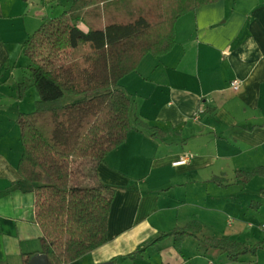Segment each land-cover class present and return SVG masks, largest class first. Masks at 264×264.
Returning a JSON list of instances; mask_svg holds the SVG:
<instances>
[{"label":"crops","instance_id":"1","mask_svg":"<svg viewBox=\"0 0 264 264\" xmlns=\"http://www.w3.org/2000/svg\"><path fill=\"white\" fill-rule=\"evenodd\" d=\"M73 1L0 0V264H24V254L42 251L35 191L18 172V118L39 94L31 87L19 99L17 84L31 74L25 40ZM175 31L170 52L147 54L120 80L132 95L133 129L98 167V181L116 190L108 241L71 264H264V196L256 193L264 176L237 181L239 171L264 166V0L205 4L180 17ZM193 222L203 233L180 247L169 236L127 257ZM223 236L262 247L232 261L203 242Z\"/></svg>","mask_w":264,"mask_h":264},{"label":"trees","instance_id":"2","mask_svg":"<svg viewBox=\"0 0 264 264\" xmlns=\"http://www.w3.org/2000/svg\"><path fill=\"white\" fill-rule=\"evenodd\" d=\"M216 1L74 0L59 16L44 18L25 40L31 74L17 84V95L23 99L35 87L39 100L35 110L18 118L23 144L18 172L34 188L43 237L42 251L24 254V264L37 254H45L49 264H71L108 241L116 190L98 181V167L133 129L132 95L120 80L136 71L147 54L172 50L180 17ZM139 123L153 137H163L159 128ZM256 175L264 176V166L239 171L237 181L247 183ZM203 230L199 222L177 227L127 257L135 260L169 236L180 247ZM203 242L232 261L256 255L262 247L228 236L204 237Z\"/></svg>","mask_w":264,"mask_h":264},{"label":"water","instance_id":"3","mask_svg":"<svg viewBox=\"0 0 264 264\" xmlns=\"http://www.w3.org/2000/svg\"><path fill=\"white\" fill-rule=\"evenodd\" d=\"M28 264H49V262L45 254H37L31 258ZM101 264H114V262L109 261V262H104Z\"/></svg>","mask_w":264,"mask_h":264},{"label":"rangeland","instance_id":"4","mask_svg":"<svg viewBox=\"0 0 264 264\" xmlns=\"http://www.w3.org/2000/svg\"><path fill=\"white\" fill-rule=\"evenodd\" d=\"M68 98H70V97H69V96H66V97H65V99H68ZM23 109H24L23 112H31V111H33L35 108H33V107L30 108V106H25ZM89 183H93V181H90ZM256 193H258V194H260V195L262 196L261 192H258V191H257ZM255 203H256V202H255ZM252 204H254V202H253ZM258 252H259V251H258ZM257 254H258V253H257ZM257 254H256V255H257ZM246 255H247V254H246ZM256 255H255V256H256ZM262 258H263V256H262Z\"/></svg>","mask_w":264,"mask_h":264},{"label":"built area","instance_id":"5","mask_svg":"<svg viewBox=\"0 0 264 264\" xmlns=\"http://www.w3.org/2000/svg\"><path fill=\"white\" fill-rule=\"evenodd\" d=\"M231 85L235 90H238L240 88V81L238 79H234L232 80Z\"/></svg>","mask_w":264,"mask_h":264}]
</instances>
